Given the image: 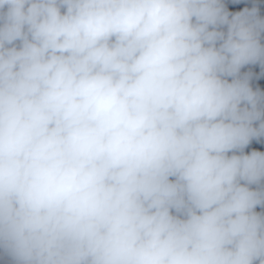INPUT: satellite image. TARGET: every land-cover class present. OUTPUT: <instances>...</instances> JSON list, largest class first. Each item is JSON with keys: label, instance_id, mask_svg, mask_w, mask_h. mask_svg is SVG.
Segmentation results:
<instances>
[{"label": "clouds", "instance_id": "9594fccd", "mask_svg": "<svg viewBox=\"0 0 264 264\" xmlns=\"http://www.w3.org/2000/svg\"><path fill=\"white\" fill-rule=\"evenodd\" d=\"M262 34L255 4L0 0V264H264Z\"/></svg>", "mask_w": 264, "mask_h": 264}]
</instances>
